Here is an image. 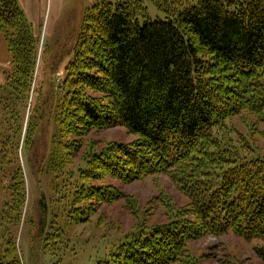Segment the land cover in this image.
I'll use <instances>...</instances> for the list:
<instances>
[{
  "label": "trees",
  "instance_id": "16d2710c",
  "mask_svg": "<svg viewBox=\"0 0 264 264\" xmlns=\"http://www.w3.org/2000/svg\"><path fill=\"white\" fill-rule=\"evenodd\" d=\"M151 2L164 17L152 19L144 0L87 8L61 88L64 134L124 127L138 137L94 157L88 179L166 174L189 199L178 220L123 244L105 264H180L187 244L207 234L264 239V161L222 136L244 112L264 124V0ZM0 28L13 73L29 88L39 43L18 0H0ZM122 196L111 186L88 193L101 204ZM17 198L18 213L22 189ZM256 253L264 262V247Z\"/></svg>",
  "mask_w": 264,
  "mask_h": 264
},
{
  "label": "rangeland",
  "instance_id": "374dc122",
  "mask_svg": "<svg viewBox=\"0 0 264 264\" xmlns=\"http://www.w3.org/2000/svg\"><path fill=\"white\" fill-rule=\"evenodd\" d=\"M144 2L152 19L164 17L151 0ZM62 4L58 18L53 14L33 24L27 17L39 43L29 88L13 73L7 35L0 28V264H105L123 244L178 220V211L189 204L166 174L129 183L84 175L94 157L138 137L124 127L82 137L61 132V88L85 11L93 3ZM226 126V141L246 159L264 161V124L244 112ZM106 186L115 187L122 198L112 204L88 199L92 187ZM21 189L23 205L17 213ZM263 247L264 239L207 234L187 244L180 264H264L256 253Z\"/></svg>",
  "mask_w": 264,
  "mask_h": 264
},
{
  "label": "crops",
  "instance_id": "0c3cea01",
  "mask_svg": "<svg viewBox=\"0 0 264 264\" xmlns=\"http://www.w3.org/2000/svg\"><path fill=\"white\" fill-rule=\"evenodd\" d=\"M95 1L97 0H85L87 6ZM18 2L33 24H38L44 17L51 18L53 14L58 18L63 7V0H18Z\"/></svg>",
  "mask_w": 264,
  "mask_h": 264
}]
</instances>
